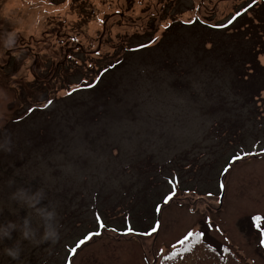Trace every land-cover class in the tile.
<instances>
[{"label": "rangeland", "instance_id": "1", "mask_svg": "<svg viewBox=\"0 0 264 264\" xmlns=\"http://www.w3.org/2000/svg\"><path fill=\"white\" fill-rule=\"evenodd\" d=\"M254 40L264 0H0V264H264Z\"/></svg>", "mask_w": 264, "mask_h": 264}, {"label": "trees", "instance_id": "2", "mask_svg": "<svg viewBox=\"0 0 264 264\" xmlns=\"http://www.w3.org/2000/svg\"><path fill=\"white\" fill-rule=\"evenodd\" d=\"M258 4V3H257ZM256 6V4L254 3V4H252V9L254 8ZM252 9H248V8H243V9H241V11L240 12H238V14H236V16H233L231 19H238V18H240V17H242L243 16V14H247L250 10H252ZM250 15V14H249ZM171 27L172 26H169L168 28H167V30H166V32H165V34H167L168 32H170L169 30L171 29ZM258 43V44H257ZM263 43L264 42H261V43H259V40H254L251 44H250V46L248 47V49H245L244 51H246V55H244L245 56V63H243L244 64V66L245 67H247V68H249V70L250 71H252V73L250 74V75H248V77H250L249 78V81L248 82H245V84H248V83H253V87H251V88H254V89H257V91L256 92H251V91H249V93H248V95L246 96V98H250L251 99V101L252 102H256V104L258 105V102H260L261 100H264V98H262V94L264 93V88H262L261 86H259L258 84H257V82H256V79L258 78V77H264V65H262L261 64V62H260V57L261 56H264V50H263ZM257 44V45H256ZM129 53L130 52H126V53H124V57H122V58H118L116 61H111L110 63H108L111 59H107L106 61H105V63H107V64H103L102 65V62H101V64L99 63L98 65H94L93 66V69L94 70H98L97 72H96V75H95V83L98 85V84H101L102 83V78H103V76L105 75V74H107V73H109V72H111L112 71V69H114V67H116V66H118V65H121L125 60H126V56H128L129 55ZM249 54V55H248ZM248 58H249V60H248ZM263 85H264V83H263ZM90 88H94V87H90ZM62 90H64V91H66V89H62ZM105 91L107 92V95H104V96H102L100 99H95L94 98V100H99V102L97 103L98 105H100V104H102V105H106L105 104V100L111 95V92H110V90L108 89V88H106L105 89ZM256 93V94H255ZM255 100H257V101H255ZM263 106H264V104H263ZM104 109H106V108H104ZM96 110V108L95 107H93L89 112H88V116H89V114L91 113V112H94ZM250 113L251 114H254L255 112L253 111V110H251L250 109ZM92 115H93V113H91ZM16 122H17V119H16ZM8 132V131H7ZM13 142H17V141H15L14 139H8L7 141H5V142H3L2 144H1V146H0V148L1 149H3L4 151H5V149L7 148V147H10V149L8 150V153L10 154V156H12V157H17V153H16V151H14L13 150V148H11V145H12V143ZM18 143V142H17ZM18 149H19V145H18ZM28 152L26 151V154H27ZM11 158V157H10ZM20 161V164L19 165H17L16 164V166H13V165H11L10 167H9V165H5L4 167H3V169L6 171V172H8L9 174H10V172H11V170H13L14 169V173L12 174V176H10V175H5V178L8 176V178L9 177H14V175L15 174H17L18 173V171H17V168H18V166H21V167H23L24 166V161H21V160H19ZM15 163H18V161H16ZM160 204V203H159ZM159 204H157V205H159ZM130 228V227H129ZM204 234H202V235H199V236H193V233L192 234H190V235H188V236H186L184 239H183V241H182V244L183 245H185V244H187L188 243V241L190 240L189 239V237H193V239H195L196 240V243H194L193 244V246H196V245H198V244H204V245H206L207 246V248H208V250H207V253H209V254H214V255H217L220 259H223L224 258V256L225 255H221V252H222V250L225 248V249H227V250H229V251H231L227 246H218V245H216V244H214L209 238H207V237H205L203 240H202V236H203ZM192 246V247H193ZM71 258L72 257H70V256H67V258H66V260L67 261H71Z\"/></svg>", "mask_w": 264, "mask_h": 264}, {"label": "snow or ice", "instance_id": "3", "mask_svg": "<svg viewBox=\"0 0 264 264\" xmlns=\"http://www.w3.org/2000/svg\"><path fill=\"white\" fill-rule=\"evenodd\" d=\"M94 85H92L91 83H89V87H92ZM71 94V93H69ZM52 102L49 101L48 104L50 105ZM36 109H30V111H35ZM249 155H252V153H248ZM243 159V156H236L235 160H241ZM175 196V192L170 191L169 194H166L165 197L163 198L164 203L168 204ZM160 209H157V211H159ZM101 227H105L103 224L98 225V228ZM132 229H128L127 232L125 234H131L132 233ZM101 233L99 231L93 230V234L92 235H88L87 233L85 234L87 236V241H94V237L95 236H99ZM189 239H191V237H189ZM82 241H84V238L81 237V240L76 242V244H74L73 248H72V253H73V257H75V255L78 254V251L82 249L83 247V243ZM86 243V242H85ZM261 245L264 246V240L261 241Z\"/></svg>", "mask_w": 264, "mask_h": 264}, {"label": "clouds", "instance_id": "4", "mask_svg": "<svg viewBox=\"0 0 264 264\" xmlns=\"http://www.w3.org/2000/svg\"><path fill=\"white\" fill-rule=\"evenodd\" d=\"M9 254H11V253H9Z\"/></svg>", "mask_w": 264, "mask_h": 264}]
</instances>
